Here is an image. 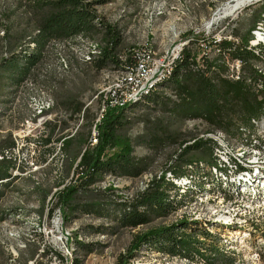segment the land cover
<instances>
[{
  "label": "rangeland",
  "instance_id": "rangeland-1",
  "mask_svg": "<svg viewBox=\"0 0 264 264\" xmlns=\"http://www.w3.org/2000/svg\"><path fill=\"white\" fill-rule=\"evenodd\" d=\"M234 3L111 0L96 10L119 31L120 56L124 57L125 49L144 47L158 57L186 38L218 35L246 39L264 6L252 2L222 17ZM38 14L31 0H0V65L3 58L33 47L29 41L36 33ZM95 43L102 44L99 36L48 42L42 60L19 86L5 80L0 67V153L16 164L11 179L0 184V264H114L134 234L184 219L190 224L185 232L195 230L200 236L202 229L217 231L221 239L217 246L236 253L233 264H264V184L255 178L253 186L249 184L242 192L245 201L237 208L221 194L198 192L195 187L186 204L166 217L153 218L136 228L122 227L116 221L121 203L142 191L151 178L168 171L182 144L220 137L232 143L233 150L241 146L229 134L241 123L231 113V122L226 120L227 126L222 127L172 115L170 103L176 96L170 86L156 90L170 100L166 106L149 103L125 112L122 133L132 140L133 155L144 161L146 170L136 178L106 176L74 196L73 210L72 206L65 211L54 206L56 191L71 180L73 163L100 116L101 96L118 71L110 65L96 70L85 59ZM192 43L190 49L198 55V42ZM212 54L210 58L218 61L217 54ZM224 62L221 59L222 67ZM46 101H51L52 107L37 114ZM11 143L14 147L7 148ZM209 148L191 151L186 157L203 165L212 163ZM198 180L193 179L197 184ZM189 181L177 180L182 193ZM82 205L88 207L77 208ZM205 245L211 244L207 241ZM130 263L204 264L146 247Z\"/></svg>",
  "mask_w": 264,
  "mask_h": 264
},
{
  "label": "trees",
  "instance_id": "trees-1",
  "mask_svg": "<svg viewBox=\"0 0 264 264\" xmlns=\"http://www.w3.org/2000/svg\"><path fill=\"white\" fill-rule=\"evenodd\" d=\"M111 0H31L36 8L38 19L36 33L30 38L32 48H26L18 55L12 54L9 58L1 60L5 80L14 86H19L36 65L42 60L43 49L48 42L68 41L74 38L100 37L102 44L97 45V53L89 63L96 70L107 65L114 69L123 70L134 60V52L138 49H125L124 57L120 56L122 39L119 31L107 24L98 15L96 8L109 3ZM264 6V4H263ZM264 13V12H263ZM250 32L246 39L237 36L238 41L222 40L214 43L208 38L210 46L219 50L218 61L206 57H199L190 45L199 42L198 38H186L178 59L175 61L170 75L155 85L145 95L125 107H106L99 121L96 123L95 142L91 140V133L84 141V148L80 150L76 162L72 166V178L68 184L56 191L55 207L65 211L70 209L72 199L78 192L89 189L90 186L100 182L106 176L111 178H136L146 170L142 159L133 155V145L130 137L122 133L125 125V112L131 107L149 103L167 105V100L156 90L170 86L175 93V100L171 101L169 112L175 117L183 119H202L205 122L222 127L226 120L231 122L232 116L237 124L230 136L239 145L255 146L253 121L264 116V77L257 74L255 65L264 63V48L260 44L255 47L248 46ZM205 39H203L204 41ZM123 58V59H122ZM237 59L247 76L242 75L239 80H229L220 76L223 67L221 59ZM246 79L256 82L261 80L262 89L258 92L251 90ZM170 101V100H169ZM232 114L229 116L228 114ZM64 141V140H63ZM64 145V144H63ZM205 146L210 148L212 163L197 162L187 159L191 151L199 150ZM11 143L7 148H13ZM214 142L211 139H195L191 144L181 145L175 155V163L168 171L151 178L144 189L136 193L129 201L121 203L120 213L116 221L122 227L136 228L146 225L153 218L166 217L176 209L186 204L189 193L195 187L198 192L219 193L223 197L238 199L232 191V184L223 182L216 169ZM0 184L11 179V171L16 167L13 161L0 153ZM11 160V159H10ZM168 173V176H166ZM199 179L198 184L193 179ZM190 179L183 193L173 180ZM189 181V182H190ZM110 187L112 185H109ZM208 187V188H207ZM213 188H216L213 191ZM190 198V197H189ZM191 200V199H189ZM88 206H78L77 208ZM53 208H50L52 214ZM190 226L187 221H176L168 225L149 228L133 235L125 253L120 254L114 264H131L130 260L141 248L154 249L167 256H177L199 260L204 264H233L237 260L234 251L220 249L221 242L217 231L193 230L185 232ZM185 228V229H184ZM201 237L204 241L199 240ZM211 245H205L206 242ZM230 243V242H227Z\"/></svg>",
  "mask_w": 264,
  "mask_h": 264
},
{
  "label": "bare ground",
  "instance_id": "bare-ground-1",
  "mask_svg": "<svg viewBox=\"0 0 264 264\" xmlns=\"http://www.w3.org/2000/svg\"><path fill=\"white\" fill-rule=\"evenodd\" d=\"M252 1L253 0H235V3L232 6L228 7L226 10H224L223 14L224 15L232 14L237 9L246 6ZM257 1H259L260 3L262 2V4H264V0H256V2ZM257 19L258 20L255 22V24L252 27V30L250 31L251 38L249 39L248 42L249 48L255 47L259 44L264 48V13L262 12L259 15V18ZM222 40H225V38H217V43H219ZM172 49L173 47L167 49L164 52V54L161 56L158 54L159 55L158 57L154 55V53L150 50V48L146 49L144 47L140 50H135L134 54H138L141 51L148 52L149 53L148 61H159L163 58H168V56L171 54ZM96 53H97V45L94 44L91 46L90 53L89 55L85 56V59L90 61L91 58L93 57V54ZM212 53L218 54L219 50L215 48L212 51ZM178 56L179 55H175L174 63H169L168 65H165V71H158V74L153 79L149 80L144 88H139L136 93L131 94L129 98H127V100L124 101V107L129 103L135 102L138 99H140L149 90L155 89V85L158 82L168 77L173 69L175 61L178 59ZM208 59H210V56ZM230 68H235V76L238 77L237 80H239L244 73L242 68V63L239 61V63L237 64V61H230ZM254 68L258 75L264 77V63H259L255 65ZM222 76L225 77L226 79L233 80L229 75H222ZM128 79H129V71L126 66L123 70L117 71L115 77L112 80L111 85L106 89L105 92H103V95L110 94V90L112 86H118L120 85V83H125ZM246 82L249 83L251 88L254 89L253 91H255L257 87V80L256 82H252L251 80L246 79ZM51 107H52V102L46 101L44 104L40 106V108L37 109V114L39 115L43 114V112L47 111ZM100 115H101V109H100ZM253 125L256 128L255 129L256 132L252 135L254 139L253 144L255 143L254 144L255 146H249V145L236 146L235 149L237 151L232 149L231 147L232 143L230 145L227 140L224 141L225 138L221 139L220 137H210V136H209L210 138L208 137L213 142L214 140H216V146L214 148L213 156L215 158L216 169L220 172L219 173L220 178L223 180V182H228L230 185L232 184V191L234 192V194L239 196L238 199H230V201H233L230 203V205L232 204V207L235 205L236 208L238 206H242V203L245 201V199L242 198V196H244L242 192H244L247 189L246 187L249 184L253 186L252 183H254V178L257 180L258 184H264V116L260 119L253 121ZM92 130H93V126H92ZM257 173L259 175H257ZM257 177H259V180ZM178 180H182V179H178ZM173 182L178 186L179 183H177V180H173ZM251 197L252 195L250 194V198ZM240 200H242V202H240ZM262 200H264V198H262Z\"/></svg>",
  "mask_w": 264,
  "mask_h": 264
},
{
  "label": "built area",
  "instance_id": "built-area-1",
  "mask_svg": "<svg viewBox=\"0 0 264 264\" xmlns=\"http://www.w3.org/2000/svg\"><path fill=\"white\" fill-rule=\"evenodd\" d=\"M252 2H256V0H253ZM223 15L222 17L224 18L229 17L228 15ZM218 18L219 17H216L214 20H217ZM209 38L216 44L217 38H225V40L232 42L238 41L237 38H232L231 36L226 37L216 35L214 37L211 36ZM203 39L205 40L203 41ZM207 40L208 38L203 37L198 42L197 49L199 52V57L209 58L212 51L217 48L216 46H210V43H208ZM185 43L186 41L184 40L179 45L174 46L168 58H163L159 61H148V52L141 51L138 54H134L133 62L127 66V69L129 71V79L125 83H120V85L118 86H112L110 94L101 96V114L103 113L106 107H123L124 101H126L131 94L136 93L139 88H144L146 83H148L149 80L153 79L158 74V71H165V65H168L169 63H174L175 55H179ZM223 60L225 62L223 70L220 71V76L222 77V75H229L233 80H237L238 77L235 76V68H230V61H237L238 64L239 60H228L226 58ZM260 89H262V83L260 79H257V87L255 89V92H258ZM100 117L101 115L93 124V130L91 133V140L93 143L95 142L96 136L95 126L96 123L99 121ZM215 146L216 140H214V147Z\"/></svg>",
  "mask_w": 264,
  "mask_h": 264
}]
</instances>
